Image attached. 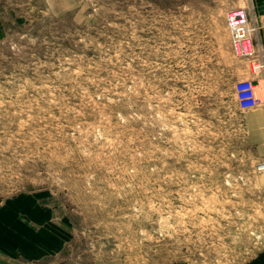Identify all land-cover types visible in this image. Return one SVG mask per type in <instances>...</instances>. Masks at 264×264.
I'll return each mask as SVG.
<instances>
[{"label": "rangeland", "instance_id": "374dc122", "mask_svg": "<svg viewBox=\"0 0 264 264\" xmlns=\"http://www.w3.org/2000/svg\"><path fill=\"white\" fill-rule=\"evenodd\" d=\"M234 10L264 57V0H0V264H264Z\"/></svg>", "mask_w": 264, "mask_h": 264}, {"label": "built area", "instance_id": "2783aa9c", "mask_svg": "<svg viewBox=\"0 0 264 264\" xmlns=\"http://www.w3.org/2000/svg\"><path fill=\"white\" fill-rule=\"evenodd\" d=\"M226 22L235 54L249 60L253 73L261 74L264 81V57L255 49V28L251 26L245 10L228 12ZM236 92L242 110H250L262 105L254 80L239 81Z\"/></svg>", "mask_w": 264, "mask_h": 264}]
</instances>
